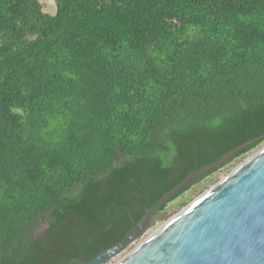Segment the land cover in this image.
<instances>
[{"label": "trees", "instance_id": "16d2710c", "mask_svg": "<svg viewBox=\"0 0 264 264\" xmlns=\"http://www.w3.org/2000/svg\"><path fill=\"white\" fill-rule=\"evenodd\" d=\"M55 2L0 0V264H86L264 145V0Z\"/></svg>", "mask_w": 264, "mask_h": 264}, {"label": "water", "instance_id": "95a60500", "mask_svg": "<svg viewBox=\"0 0 264 264\" xmlns=\"http://www.w3.org/2000/svg\"><path fill=\"white\" fill-rule=\"evenodd\" d=\"M250 140L190 173L163 195L116 245L86 264H106L163 218L165 203L259 141ZM117 264H264V146Z\"/></svg>", "mask_w": 264, "mask_h": 264}, {"label": "rangeland", "instance_id": "374dc122", "mask_svg": "<svg viewBox=\"0 0 264 264\" xmlns=\"http://www.w3.org/2000/svg\"><path fill=\"white\" fill-rule=\"evenodd\" d=\"M43 6V9L46 13L55 15L56 13V2L55 0H39ZM264 145L260 146L255 152L251 153L250 155L246 156L242 161L227 167L226 169H221L220 171L216 172L212 177L202 181L198 185H195L186 192L184 195L179 197L175 202L169 204L167 206L166 211L163 213V218L156 220L154 226L143 236H141L138 240L132 243L123 253L119 256L113 258L106 264H117L121 261L127 254L132 252L141 242L147 239L153 232H155L158 228L166 224L169 220L179 214L184 208L190 205L195 199L199 198L203 195L206 191H208L211 187L215 184L220 182L224 177H226L229 173H231L236 167L242 164L246 159L254 155L257 151L263 148Z\"/></svg>", "mask_w": 264, "mask_h": 264}]
</instances>
